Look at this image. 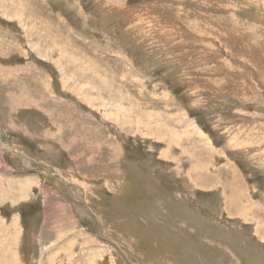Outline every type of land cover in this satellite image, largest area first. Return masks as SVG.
I'll return each mask as SVG.
<instances>
[{
	"label": "rangeland",
	"instance_id": "rangeland-1",
	"mask_svg": "<svg viewBox=\"0 0 264 264\" xmlns=\"http://www.w3.org/2000/svg\"><path fill=\"white\" fill-rule=\"evenodd\" d=\"M0 264H264V0H0Z\"/></svg>",
	"mask_w": 264,
	"mask_h": 264
},
{
	"label": "bare ground",
	"instance_id": "bare-ground-1",
	"mask_svg": "<svg viewBox=\"0 0 264 264\" xmlns=\"http://www.w3.org/2000/svg\"><path fill=\"white\" fill-rule=\"evenodd\" d=\"M209 29V28H208ZM39 41V40H38ZM81 66H83V65H81ZM96 77V76H95ZM26 100V99H25ZM166 136V135H165ZM171 140V139H170ZM196 167V166H195ZM180 172V171H179ZM193 179V178H192ZM12 258V257H11Z\"/></svg>",
	"mask_w": 264,
	"mask_h": 264
}]
</instances>
